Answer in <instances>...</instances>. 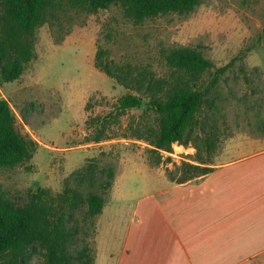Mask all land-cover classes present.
Wrapping results in <instances>:
<instances>
[{
    "label": "rangeland",
    "instance_id": "rangeland-1",
    "mask_svg": "<svg viewBox=\"0 0 264 264\" xmlns=\"http://www.w3.org/2000/svg\"><path fill=\"white\" fill-rule=\"evenodd\" d=\"M64 10L37 28L36 55L22 76L0 85V99L9 101L40 143L30 161L0 167V200L24 204L39 187L56 195L70 178V186L84 196L69 221L76 229L70 250L85 251L84 264H118L139 200L168 183L164 174L178 181L183 161L198 164L202 157L212 166L230 137L264 136V0H202L187 13L143 21L126 16L120 5L94 13ZM182 46L201 51L214 64L200 76L199 88L208 90V100L189 145L152 150L145 138L150 128H159L160 114L148 100L108 118L109 134L127 132L128 137L93 141L104 118L117 114L118 99L130 91L96 66L98 48L107 51L114 66L169 82L178 71L166 52ZM227 64L212 84L214 71ZM206 130L215 145L211 151L204 144ZM88 165L95 167L93 178L85 176L80 183ZM91 191L104 200L101 213L89 210ZM27 259V264H47V251L38 246Z\"/></svg>",
    "mask_w": 264,
    "mask_h": 264
},
{
    "label": "trees",
    "instance_id": "trees-1",
    "mask_svg": "<svg viewBox=\"0 0 264 264\" xmlns=\"http://www.w3.org/2000/svg\"><path fill=\"white\" fill-rule=\"evenodd\" d=\"M202 0H0V85L19 79L26 65L35 57L36 30L46 22L59 18L61 11L94 13L120 5L126 16L135 21H143L171 12L187 13ZM169 64L178 71L174 80L157 78L141 71L135 73L129 68L113 65L107 58V51L101 47L96 54V66L107 75L115 78L128 91L117 102V114L105 117L98 128L93 141L129 134H109V117L123 114L128 110L142 107L146 100L149 108L160 114L159 128H150L149 138L153 151H172L174 143L189 145L194 130L201 125L198 119L208 90L199 87L200 76L210 71L214 64L201 51L191 47H173L167 50ZM228 65L215 70L212 80L219 73L226 71ZM132 90V91H131ZM137 90V93L133 92ZM148 108V109H149ZM100 120V118L98 119ZM207 131V132H206ZM203 131L204 144L208 151L214 148L208 130ZM154 138H153V137ZM138 139L145 136L138 134ZM40 143L20 121L7 99H0V167H13L30 161ZM198 147V145H196ZM199 149V147L197 148ZM159 156L157 163L162 161ZM198 164L183 161L178 169L181 176L178 182H185L194 177L212 171L210 162L198 157ZM94 165H88L81 171L93 178ZM77 173L72 174V178ZM113 178V170H109ZM62 193L52 195L47 188L39 187L24 204H14L0 200V260L4 264H27L28 255L40 246L47 251V264H84L85 251L77 254L70 250L74 243L75 228L69 221L84 196L77 188L70 186V178ZM108 187L112 181L107 182ZM89 210L92 214L101 213L104 208L103 198L95 192L87 195ZM91 262V260H90Z\"/></svg>",
    "mask_w": 264,
    "mask_h": 264
},
{
    "label": "crops",
    "instance_id": "crops-1",
    "mask_svg": "<svg viewBox=\"0 0 264 264\" xmlns=\"http://www.w3.org/2000/svg\"><path fill=\"white\" fill-rule=\"evenodd\" d=\"M211 167L139 200L118 264H264V136L230 137Z\"/></svg>",
    "mask_w": 264,
    "mask_h": 264
}]
</instances>
